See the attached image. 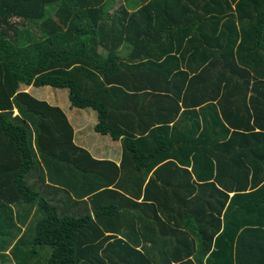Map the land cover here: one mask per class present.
I'll use <instances>...</instances> for the list:
<instances>
[{
    "label": "trees",
    "instance_id": "trees-1",
    "mask_svg": "<svg viewBox=\"0 0 264 264\" xmlns=\"http://www.w3.org/2000/svg\"><path fill=\"white\" fill-rule=\"evenodd\" d=\"M31 87L66 89L70 108L96 112L94 131L122 141L121 164L77 145L67 114ZM192 88L194 105L219 115V101L224 134L258 139L234 148L233 165L228 148L197 139ZM171 167L183 180L159 186ZM170 186L178 199L159 204ZM6 253L17 264H264V0H0L2 264Z\"/></svg>",
    "mask_w": 264,
    "mask_h": 264
},
{
    "label": "crops",
    "instance_id": "crops-1",
    "mask_svg": "<svg viewBox=\"0 0 264 264\" xmlns=\"http://www.w3.org/2000/svg\"><path fill=\"white\" fill-rule=\"evenodd\" d=\"M27 91H30V89L28 88ZM186 92H188V87L184 88L183 94H185ZM190 92L193 94V96L189 99V102L191 104H193V106L189 109L192 110L193 113L194 112L196 113L195 117H198L200 119V123L202 125L200 127V130H201L200 134L197 135V139L200 140L201 142H203L204 143L203 145L204 146L206 145V147L209 151H210V149H218L219 148V149L225 150L226 148H228L229 151L231 152V154L227 155L226 159L231 158L230 164L233 165L234 161L237 159V157H235L236 155L234 153V151H235L234 148H236L238 152L243 149L242 145H243L244 149L253 148L255 146L256 140H258V139L252 135H247L244 139H242V138L240 139V137L235 138L231 134V133H233V130L230 131V135L224 134V129L222 128V126H220L219 123H218V125L215 126V124H216L215 119L216 118L219 119V117L223 118V115L221 114V109L219 107V101L217 100L216 102H214L218 108V111H219V115H218V114L214 113V111H208L207 106L194 105V102L199 101V100L201 101L203 98L195 91L194 88H192ZM163 93H165V92H163ZM158 101H157L158 104L154 105V111L157 114L160 111L159 109H160L161 105L165 106L163 101H161V100H158ZM70 107L71 106H69V110L72 113V115H71L72 117H68V118H69L70 123L72 124V126L74 128V131H75V143L77 145H79L80 147L87 149L93 155V157H95L96 159L113 161L118 165L121 164L122 157H123L122 141L120 139L114 140L111 136L102 135V134H100L101 138H97L94 141L95 136L89 135L86 132V129H87L86 124L88 123V121L92 120V123H93L92 128L94 129L95 125L98 122L96 112L93 111L95 114L93 112H80V111L74 112L73 108H70ZM82 111H87V110H82ZM66 114H68V113L66 112ZM96 119H97V121H96ZM223 123H225V121ZM224 126L227 127L226 124ZM214 127H216L218 133L214 134V132L212 131ZM204 133H205V135H204ZM99 139H103V141L101 142ZM242 140H248V141H242ZM241 142H242V144L239 145V143H241ZM249 153H251V152H249ZM246 156L248 159L252 158L251 154H246ZM246 156H243V157L245 158ZM224 162H225V160H224ZM224 162H222V160L218 161V163L220 165L219 172H221L223 174H225L226 171L229 169V167L224 166ZM173 163H175V162H173ZM260 169H262V168H260ZM157 170H158V168L154 169L150 173L149 178H156L157 179L158 177L156 176V173H155ZM190 171H191V168H189V172ZM252 173H254V170L252 171ZM182 174L183 173H180L176 168L171 167V168H169V170L167 171L166 174L159 177L161 180L157 179L156 182L158 183L159 186L164 185V184H171L173 179L174 180H183ZM175 184L176 183L174 182V185ZM190 185H192V181L190 182ZM227 188L229 190L234 189V187H232V186H229ZM174 189L175 188L170 186L168 188L169 195L166 197H159V204L168 205V200H170L169 205H171V203L174 199H176V198L178 199V197L173 195ZM248 189L250 190V192L253 191V187L251 185L249 186ZM181 195L182 194L180 193L179 196H181ZM235 195H236L235 193H230L229 194V197H230L229 201ZM206 198H207V195L204 194L202 197H200L198 199V202H195V204L199 203L196 205H207ZM152 202L154 203V201H152ZM139 203H141V201H139ZM186 204H191V202H189V200H188V201H185L182 205H186ZM154 205L157 206L155 203H154ZM201 210H203L202 207H201ZM191 213L193 214V210H191L189 214H191Z\"/></svg>",
    "mask_w": 264,
    "mask_h": 264
},
{
    "label": "rangeland",
    "instance_id": "rangeland-1",
    "mask_svg": "<svg viewBox=\"0 0 264 264\" xmlns=\"http://www.w3.org/2000/svg\"><path fill=\"white\" fill-rule=\"evenodd\" d=\"M113 11V9L111 10ZM29 93H31V95H33L34 97L40 99V100H45L51 104H55L59 107H61L65 113L67 112L68 117H72V113L69 110V106H70V101L68 98V90L66 89H55L52 87H40V88H36V87H31L30 91H27ZM74 112L80 111V112H93L92 110H87V111H82L81 109H77V108H73ZM94 113V112H93ZM95 114V113H94ZM96 116V115H95ZM97 121V119H96ZM92 120L88 121V123L86 124L87 129L86 132L89 135L95 136L94 141L97 138H101V135L99 133H96L94 131V129L92 128ZM101 142L103 141V139H99ZM22 232L24 233V231L22 230ZM8 254V257L10 258L6 264H17L16 260H14L13 256L11 255V253H6ZM0 264H2V260L0 258Z\"/></svg>",
    "mask_w": 264,
    "mask_h": 264
}]
</instances>
